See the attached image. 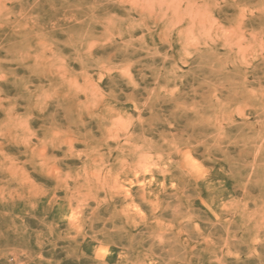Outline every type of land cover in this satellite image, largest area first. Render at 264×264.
<instances>
[{
    "label": "rangeland",
    "instance_id": "1",
    "mask_svg": "<svg viewBox=\"0 0 264 264\" xmlns=\"http://www.w3.org/2000/svg\"><path fill=\"white\" fill-rule=\"evenodd\" d=\"M0 264H264V0H0Z\"/></svg>",
    "mask_w": 264,
    "mask_h": 264
}]
</instances>
